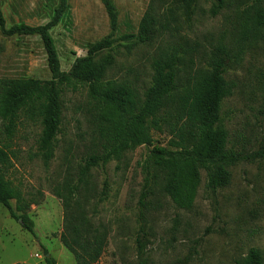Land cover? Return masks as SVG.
<instances>
[{"label": "rangeland", "instance_id": "obj_1", "mask_svg": "<svg viewBox=\"0 0 264 264\" xmlns=\"http://www.w3.org/2000/svg\"><path fill=\"white\" fill-rule=\"evenodd\" d=\"M118 12L115 45L109 51L114 62L105 79L129 83L139 93L151 83V64L159 39L151 45L133 44L126 35L136 34L151 0H111ZM216 16L209 13L214 0H199L191 21L182 24L170 42H187L196 50L193 69L207 68L215 47L224 44L235 53L236 34L247 19L246 10L264 0H224ZM59 0H4L1 9L6 27L47 23ZM158 11L165 6L156 5ZM160 7V9H159ZM180 19L185 17L177 9ZM109 32V20L102 0H67L60 22L50 30L61 70L68 71L75 59ZM255 41L238 57L231 58L224 77L231 93L221 104V124L228 135V147L242 158L229 168L227 186L211 191L206 173L190 209L176 207L157 191L147 210L139 204L143 174L141 163L152 146L169 147L167 129L152 130V146L136 147L125 154L127 166L112 160L89 172L77 195L79 211L106 233V245L95 264H236L250 248L264 254V24ZM185 76V66H180ZM49 80L46 54L39 36H6L0 32V78ZM87 88H67L62 93V122L55 153L48 165L37 156L39 121L22 114L12 133L0 119V150L7 154L6 176L25 196L41 195L27 212L34 234L22 229L0 204V264H76L63 247L62 202L51 191L67 177L77 179L85 157L97 149V136L87 113ZM12 207L15 201L11 200ZM47 252V255L45 254Z\"/></svg>", "mask_w": 264, "mask_h": 264}, {"label": "trees", "instance_id": "obj_2", "mask_svg": "<svg viewBox=\"0 0 264 264\" xmlns=\"http://www.w3.org/2000/svg\"><path fill=\"white\" fill-rule=\"evenodd\" d=\"M0 0V32L6 36H39L46 54L51 78H0V119L7 133H12L22 114L39 121L41 132L37 141V156L48 165L55 153L57 135L62 122V93L65 89L87 88L89 114L97 136V149L88 154L77 172L76 181L65 178L52 193L61 200L64 211L63 230L59 240L72 255L76 264H95L106 245V233L79 208L77 195L86 183L92 168L116 160L127 166L125 154L136 147L152 146L151 131L167 129L172 136L169 147L152 146L139 163L143 174L139 204L147 210L157 191L167 196L181 209H190L201 182V171L206 173V187L211 191L227 186L234 166L242 156L228 147V135L221 124V104L231 93L224 77L227 62L241 54L246 45L258 39L264 24V9L253 6L246 10L247 19L236 34V49L219 44L212 52L207 68L193 69L192 58L186 64L185 55L196 50L197 44L169 42L182 24L191 21L199 0H151L143 14L136 34L122 37L133 44L151 45L160 41L157 55L151 64L150 85L141 94L129 83L105 79L114 62L109 51L115 45L113 37L118 27V12L111 0H102L109 32L93 43L85 56L75 59L68 71L61 70L60 61L50 30L61 20L67 0H59L50 20L42 25L17 24L6 27ZM209 9L216 16L225 6L224 0H214ZM161 5L163 10L157 9ZM160 9V7H159ZM180 9L185 17L180 19ZM185 66V76L181 67ZM252 158H263L264 151ZM7 154L0 150V204L9 216L18 221L25 231L34 234V223L28 215L41 196L27 197L6 176ZM15 201L12 207L10 201ZM47 255V252L45 251ZM46 264H55L45 257ZM236 264H264V254L250 248Z\"/></svg>", "mask_w": 264, "mask_h": 264}]
</instances>
